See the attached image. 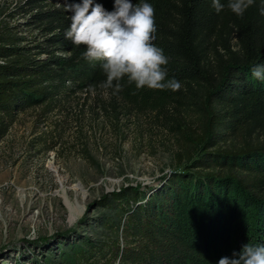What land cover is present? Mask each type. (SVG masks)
Instances as JSON below:
<instances>
[{"label":"trees","instance_id":"obj_1","mask_svg":"<svg viewBox=\"0 0 264 264\" xmlns=\"http://www.w3.org/2000/svg\"><path fill=\"white\" fill-rule=\"evenodd\" d=\"M44 2L26 0L28 9L21 8L45 33L41 43L25 46L19 37H0V136L19 109L52 105L62 91L94 89L108 93L112 103L162 111L175 110L198 85L206 87L208 103L194 102L199 124L181 125L179 144L181 152L203 144L195 168H216L174 171L148 198L136 190L115 193L122 219L105 226L117 230L121 224L123 233L114 231V239L77 251L71 264H116V259L117 264H219L246 243L264 245V81L251 72L264 64V0H254L243 17L228 9V0H220L225 7L219 13L213 0H133L154 7L153 43L169 59L167 79L181 88L137 90L125 80L119 92L101 86L106 76L100 63L85 60V46L65 36L72 15L68 5L79 0ZM93 2L109 11L114 5V0ZM230 137L235 145L214 147ZM122 235L126 241L120 247Z\"/></svg>","mask_w":264,"mask_h":264},{"label":"rangeland","instance_id":"obj_2","mask_svg":"<svg viewBox=\"0 0 264 264\" xmlns=\"http://www.w3.org/2000/svg\"><path fill=\"white\" fill-rule=\"evenodd\" d=\"M25 1L0 0V37L30 46L45 33L21 10ZM194 87L175 110L112 103L94 89L62 91L52 105L19 109L0 136V264H71L77 251L123 233L121 224L105 226L122 219L115 193L148 198L174 171L215 170L195 168L203 144L181 152L179 128L199 124L194 102L208 103L206 87ZM236 143L230 137L214 147ZM125 241L120 236V247Z\"/></svg>","mask_w":264,"mask_h":264},{"label":"clouds","instance_id":"obj_3","mask_svg":"<svg viewBox=\"0 0 264 264\" xmlns=\"http://www.w3.org/2000/svg\"><path fill=\"white\" fill-rule=\"evenodd\" d=\"M254 0H228L227 7L238 17H243ZM219 13L225 5L213 0ZM71 12L70 28L65 36L79 47L85 46L83 58L90 63L99 62L106 76L105 89L119 92L122 81L134 84L136 89L178 91L181 84L167 79L168 57L157 47L155 40V9L147 2L114 0L113 9L106 10L93 0H79L68 5ZM264 15V7L261 8ZM252 76L264 81V64L251 70ZM219 264H264V245L246 243L232 257H223Z\"/></svg>","mask_w":264,"mask_h":264}]
</instances>
